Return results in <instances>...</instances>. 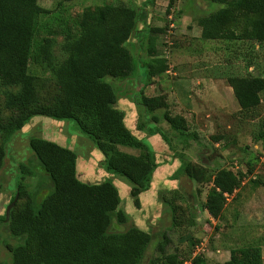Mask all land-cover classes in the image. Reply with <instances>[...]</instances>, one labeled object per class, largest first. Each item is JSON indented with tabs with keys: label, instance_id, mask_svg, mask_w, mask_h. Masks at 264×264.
Listing matches in <instances>:
<instances>
[{
	"label": "trees",
	"instance_id": "obj_1",
	"mask_svg": "<svg viewBox=\"0 0 264 264\" xmlns=\"http://www.w3.org/2000/svg\"><path fill=\"white\" fill-rule=\"evenodd\" d=\"M208 1L223 6L198 17L202 39L264 42V0ZM54 12L39 0H0V81L16 87L6 91L7 112L0 115V168L6 155L4 137L17 133L34 117L46 116L75 121L103 154L101 165L112 177L83 181L77 174L75 150L32 135L29 145L51 185L41 199L18 183V199L7 222L11 234L22 239L19 245L8 246L13 264H143L153 235L135 224L121 206L120 187L114 177L129 184V194L139 208L140 195L151 188L160 163L148 138L127 126L126 112L117 106L121 95L106 77L126 79L135 73L127 43L133 34H137V43L147 35V80L129 97L139 109L137 129L147 136L159 135L170 144V137L158 126L165 121L186 143L197 139L198 133L190 131L187 118L171 112L166 94L144 92L148 81L168 70L167 60L159 56L154 45L157 36L151 34L163 29H137L139 21L146 23L144 9L137 11L124 3L87 7L63 21L59 15L62 11ZM42 29L46 35L41 36ZM58 34L64 37V58L54 52ZM139 45L141 52L143 44ZM228 83L242 116L256 117L262 104L264 76L232 75ZM42 87L50 97L40 95ZM255 139H264V129ZM252 168L247 172L225 167L216 170L184 157L169 178L209 184L202 206L212 218L220 219L227 210L228 197L233 193L239 196L245 186L242 180L253 174ZM250 180L253 189L262 182L257 177ZM182 191L176 188L163 196L175 228L184 221L194 222L184 214L193 205L185 208L178 203L186 200L187 192ZM4 218L0 216L1 221ZM161 235L156 246L159 256L151 259V264H205L203 255L191 257V250L187 256L177 249L167 252L172 240L166 232ZM257 243L231 248L229 259L222 264H263L264 242Z\"/></svg>",
	"mask_w": 264,
	"mask_h": 264
},
{
	"label": "rangeland",
	"instance_id": "obj_2",
	"mask_svg": "<svg viewBox=\"0 0 264 264\" xmlns=\"http://www.w3.org/2000/svg\"><path fill=\"white\" fill-rule=\"evenodd\" d=\"M39 2L51 11L61 10L62 13L59 14L61 21L67 15L75 16L87 7L124 3L137 11L144 9L146 23L139 21L137 29L144 27L163 29L162 32L151 34L157 36L154 45L159 56L167 60L168 70L148 81L144 92L147 95L166 94L171 112L187 118L190 131L198 133L197 139H191L186 143L165 121H161L158 126L170 137V144L159 135L147 136L137 129L139 109L129 97L136 94L147 80L146 62L150 60L147 53V35L140 42L143 44L141 52L137 34H133L127 43L136 64L135 73L126 79L106 77L121 95L120 99H128L131 102L132 112L126 114L128 120L129 117L133 119V124L129 125L136 135L148 138L155 150L157 162L160 163L151 188L140 195L139 208L134 205L129 194V184L119 177H114L118 188L121 185L128 188L126 191H120L119 188L121 206L127 210L135 224L153 235L143 264H151L150 260L159 256L156 249L157 240L161 238L163 232L168 233L172 240L167 252L171 253L177 249L178 253L187 256L191 250V257L202 254L205 264H222L229 259L233 247L257 241L264 242V139L259 141L255 139L259 131L264 129V92L261 93L262 104L258 108L257 116L244 118L233 89L228 83V77L232 75L264 76V42L202 39L198 17L223 6L219 2L208 0H39ZM43 35L46 34L42 29L41 36ZM63 39L60 34L55 37L54 52L60 58H64L61 53ZM9 89L16 90V87L5 86L0 81V115L7 112L4 99ZM39 92L41 96L50 97L43 87ZM53 122L56 124L57 120L39 116L29 128L24 130L22 128L6 139L4 137L6 155L0 168V216L5 215L19 182L41 199L50 191L48 187L51 181L40 170L39 162L29 145V138L32 135L42 136L59 144L63 142L61 145L64 146L68 144L73 146L71 149L78 153V162L80 160V166L77 168L80 179L84 177L81 175L83 171H87L83 168H87L90 163L92 164L89 179L92 181H102L106 174H109L101 165L103 154L96 148L92 138L80 131L75 121H64L61 129ZM123 149L138 153L133 148ZM184 157L216 170L225 167L247 172L250 166L253 167V174L245 176L242 180L241 185L245 186L239 196L236 197V193H233L228 197L224 217L214 219L203 209L202 204L206 199L209 184L169 178ZM21 165L27 168H22ZM255 177L262 182L253 189L254 184L250 179ZM176 188L188 193L185 194L186 200H178V203L185 208L188 204L193 205V208L186 209L184 214H187V218L191 216L195 223L184 221L181 226L175 228L172 226L170 207L163 201V196ZM237 209L239 215L236 217ZM7 224L5 218L0 220V264H13L8 246H17L22 241L11 234ZM262 248L264 259V245Z\"/></svg>",
	"mask_w": 264,
	"mask_h": 264
},
{
	"label": "crops",
	"instance_id": "obj_3",
	"mask_svg": "<svg viewBox=\"0 0 264 264\" xmlns=\"http://www.w3.org/2000/svg\"><path fill=\"white\" fill-rule=\"evenodd\" d=\"M134 104V103H133ZM117 106L119 107V108H121V109H123L124 111L126 110V114H128V112H132V109H133V107H132V105H131V102H129L128 101V99H120L119 101H118V103H117ZM124 107H126V109H124ZM135 110V109H134ZM39 116H36V117H34L30 122L31 123H29V124H26L24 127H23V130L25 129V128H29V126H31V124H34V122H35V120H36V118H38ZM38 120V119H37ZM56 120V119H55ZM126 120H128V117L126 116ZM125 120V121H126ZM128 121H130V123H128ZM127 122H126V124H127V126L130 124H133V119L132 118H130L129 117V120H128ZM65 122L64 121H61V120H57V123L55 124L54 122H53V124H55V125H57L56 127H59L60 129H61V127H62V124H64ZM128 126L130 129H131V126ZM156 137V136H155ZM66 142V141H65ZM61 144L63 143V142H60ZM67 144H68V142H67ZM68 147H70V148H73V146H71V145H69L68 144ZM127 151V150H126ZM102 156V155H101ZM77 162H78V160H77ZM85 164V163H84ZM92 163H90V164H88V167L87 168H83V169H86L87 171H83V173L81 174V175H83L84 177H82V180L83 181H86V182H96V181H92L91 179H89L90 178V175H89V170L91 169L90 168V165H91ZM86 165V164H85ZM78 166H80V160H79V162L77 163V168H78ZM87 166V165H86ZM79 170V169H78ZM91 174V173H90ZM106 174V173H105ZM79 175V174H78ZM157 175V171L155 172V175H154V179H155V176ZM107 177H112V175L111 174H106V177H104L103 179H105V178H107ZM80 178V177H79ZM102 179V180H103ZM153 179V180H154ZM100 181V180H99ZM115 181V180H114ZM153 184V183H152ZM118 185V184H117ZM243 189V188H242ZM121 190H124V191H126V190H128V188L126 187V186H124V185H121L120 186V191ZM130 190V189H129ZM128 190V191H129ZM257 191H261V190H257ZM256 191V192H257ZM211 217V216H210Z\"/></svg>",
	"mask_w": 264,
	"mask_h": 264
},
{
	"label": "water",
	"instance_id": "obj_4",
	"mask_svg": "<svg viewBox=\"0 0 264 264\" xmlns=\"http://www.w3.org/2000/svg\"><path fill=\"white\" fill-rule=\"evenodd\" d=\"M18 199V193L16 194L14 200L7 206L6 213H5V221L8 222L11 215V209L16 203V200Z\"/></svg>",
	"mask_w": 264,
	"mask_h": 264
}]
</instances>
